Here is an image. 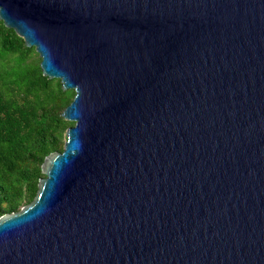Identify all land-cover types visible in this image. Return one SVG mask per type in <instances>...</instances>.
<instances>
[{
    "label": "water",
    "instance_id": "obj_1",
    "mask_svg": "<svg viewBox=\"0 0 264 264\" xmlns=\"http://www.w3.org/2000/svg\"><path fill=\"white\" fill-rule=\"evenodd\" d=\"M75 97L0 264H264V0H0Z\"/></svg>",
    "mask_w": 264,
    "mask_h": 264
},
{
    "label": "trees",
    "instance_id": "obj_2",
    "mask_svg": "<svg viewBox=\"0 0 264 264\" xmlns=\"http://www.w3.org/2000/svg\"><path fill=\"white\" fill-rule=\"evenodd\" d=\"M40 63L0 20V217L33 201L45 158L64 150L74 126L62 117L74 91L43 76Z\"/></svg>",
    "mask_w": 264,
    "mask_h": 264
},
{
    "label": "rangeland",
    "instance_id": "obj_3",
    "mask_svg": "<svg viewBox=\"0 0 264 264\" xmlns=\"http://www.w3.org/2000/svg\"><path fill=\"white\" fill-rule=\"evenodd\" d=\"M74 96H75V94H74ZM74 99V98H73ZM66 141V139L64 140V142ZM25 206V205H24Z\"/></svg>",
    "mask_w": 264,
    "mask_h": 264
}]
</instances>
